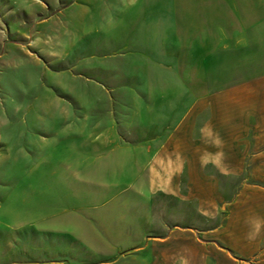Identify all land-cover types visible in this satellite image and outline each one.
Listing matches in <instances>:
<instances>
[{"label": "rangeland", "instance_id": "1", "mask_svg": "<svg viewBox=\"0 0 264 264\" xmlns=\"http://www.w3.org/2000/svg\"><path fill=\"white\" fill-rule=\"evenodd\" d=\"M166 8L0 0V264L130 262L108 210L117 162L134 161L161 198L144 207L147 234L212 231L264 264V62L234 72L223 54L172 43ZM107 125L120 137L103 150L93 134Z\"/></svg>", "mask_w": 264, "mask_h": 264}, {"label": "crops", "instance_id": "2", "mask_svg": "<svg viewBox=\"0 0 264 264\" xmlns=\"http://www.w3.org/2000/svg\"><path fill=\"white\" fill-rule=\"evenodd\" d=\"M166 7L167 20L172 22L174 30L175 41L172 43L196 44L198 52L205 55L223 54V62H229V70L234 72L239 61L256 58L264 62V0H166ZM255 53L260 57H253ZM213 60L218 62L216 57ZM179 124L185 125V117L176 126ZM177 129H171L166 139L176 137ZM93 136L103 150L120 137L115 125H107ZM126 149L117 150L116 155H125ZM129 153L135 155V149L129 148ZM119 166L117 162L115 169L120 173L119 178L125 181L118 186L117 202L110 205L108 211L116 215L121 225V229L112 234L129 238L122 252V256L130 260L126 264H254L234 254L235 247L231 244L220 245L206 240L205 235L212 231L175 227L161 238L147 234L142 227L143 210L145 206L161 202L155 193L159 189L147 181L140 167L136 168L135 161L127 167L124 164L123 171ZM175 187L180 189L178 182ZM161 189H166L163 184ZM163 191L159 192L160 195H169ZM176 195L180 194L177 192Z\"/></svg>", "mask_w": 264, "mask_h": 264}]
</instances>
